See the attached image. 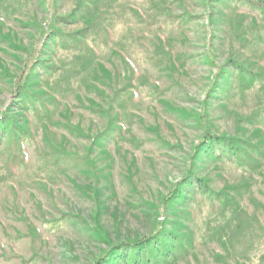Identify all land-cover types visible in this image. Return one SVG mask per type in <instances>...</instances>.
<instances>
[{"label": "rangeland", "instance_id": "rangeland-1", "mask_svg": "<svg viewBox=\"0 0 264 264\" xmlns=\"http://www.w3.org/2000/svg\"><path fill=\"white\" fill-rule=\"evenodd\" d=\"M2 112L0 264L149 234L205 129L243 151L193 159L177 264H264V0H0Z\"/></svg>", "mask_w": 264, "mask_h": 264}, {"label": "trees", "instance_id": "trees-1", "mask_svg": "<svg viewBox=\"0 0 264 264\" xmlns=\"http://www.w3.org/2000/svg\"><path fill=\"white\" fill-rule=\"evenodd\" d=\"M48 33H54L52 26L47 27ZM29 67V70L31 69ZM27 71V69H24ZM28 73V72H27ZM30 73L22 79V75L18 78L15 83V93L18 94V98L21 96H29L30 89L28 87L27 79ZM19 98L18 101H20ZM202 119L205 120V113L202 112ZM13 117L8 115L6 112L0 113V132L3 125L13 123ZM203 121V123H205ZM242 146H244L237 137L229 136H218L213 134L208 129L200 138L194 153L191 156L188 164L187 171L183 175L182 181L178 182L172 188L169 196H167L162 204L161 213L158 215L156 227L147 235L141 236L134 239H128L124 241H117L115 243L108 242V248L100 255L94 264H177V256L179 252L176 250L177 236L170 232L167 221L166 209L172 206L177 200L187 197L185 188L195 183L203 192H209L210 188L208 182L204 178H199L195 174L193 159L199 157L201 154H208L212 151L219 156L222 153L232 154L241 153ZM195 178V180H193Z\"/></svg>", "mask_w": 264, "mask_h": 264}]
</instances>
